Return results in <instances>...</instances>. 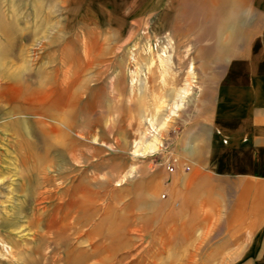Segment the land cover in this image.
Instances as JSON below:
<instances>
[{
	"label": "rangeland",
	"instance_id": "rangeland-1",
	"mask_svg": "<svg viewBox=\"0 0 264 264\" xmlns=\"http://www.w3.org/2000/svg\"><path fill=\"white\" fill-rule=\"evenodd\" d=\"M181 6L0 0V264H262L236 226L168 220V109L202 41Z\"/></svg>",
	"mask_w": 264,
	"mask_h": 264
},
{
	"label": "crops",
	"instance_id": "crops-1",
	"mask_svg": "<svg viewBox=\"0 0 264 264\" xmlns=\"http://www.w3.org/2000/svg\"><path fill=\"white\" fill-rule=\"evenodd\" d=\"M173 2L198 7L202 41L190 92L168 120L179 128L168 142V220L236 226L247 258L264 264V0ZM222 210L241 217L218 224Z\"/></svg>",
	"mask_w": 264,
	"mask_h": 264
},
{
	"label": "bare ground",
	"instance_id": "bare-ground-1",
	"mask_svg": "<svg viewBox=\"0 0 264 264\" xmlns=\"http://www.w3.org/2000/svg\"><path fill=\"white\" fill-rule=\"evenodd\" d=\"M163 61V60H162ZM187 93V89L185 87L181 88L179 92L177 93L172 105L169 107L168 116H170L171 113L175 111L176 108H179L182 99L185 97ZM167 117L163 120V122L160 124L159 129H162L165 126ZM142 144L136 145L135 144V151L140 152H147V151H154L157 146L159 145V141L157 137H154L150 141H142Z\"/></svg>",
	"mask_w": 264,
	"mask_h": 264
},
{
	"label": "built area",
	"instance_id": "built-area-1",
	"mask_svg": "<svg viewBox=\"0 0 264 264\" xmlns=\"http://www.w3.org/2000/svg\"><path fill=\"white\" fill-rule=\"evenodd\" d=\"M166 161H167V169L170 170V171L173 170L174 163L171 162V160H169V159H167Z\"/></svg>",
	"mask_w": 264,
	"mask_h": 264
}]
</instances>
